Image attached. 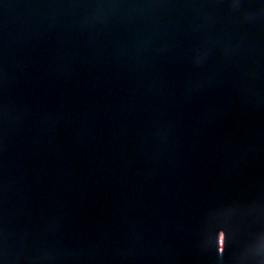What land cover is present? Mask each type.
Masks as SVG:
<instances>
[{"label":"water","instance_id":"1","mask_svg":"<svg viewBox=\"0 0 264 264\" xmlns=\"http://www.w3.org/2000/svg\"><path fill=\"white\" fill-rule=\"evenodd\" d=\"M262 103L264 0H0V228Z\"/></svg>","mask_w":264,"mask_h":264}]
</instances>
